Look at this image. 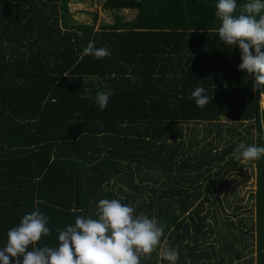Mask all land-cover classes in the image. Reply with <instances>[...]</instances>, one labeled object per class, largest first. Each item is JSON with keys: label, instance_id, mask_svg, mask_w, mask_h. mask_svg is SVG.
<instances>
[{"label": "trees", "instance_id": "trees-1", "mask_svg": "<svg viewBox=\"0 0 264 264\" xmlns=\"http://www.w3.org/2000/svg\"><path fill=\"white\" fill-rule=\"evenodd\" d=\"M217 2L105 0V9L135 15L96 25L76 22L68 0H0V247L37 208L51 232L38 246H51L58 229L77 216L98 218L99 201L117 199L166 225L161 245L141 264H168L164 242L177 249V264H238V251L223 257L203 249L221 235L200 207L219 200L224 175L241 161L232 155L240 143L217 149L210 139L211 147L197 149L204 140L195 126L186 139L190 122L220 137L225 118L251 122L249 143L264 145V87L253 90L238 69V46L220 41ZM244 2L237 0V12ZM90 40L110 56L82 55ZM105 85L114 94L100 110L95 96ZM197 86L212 97L204 108L189 98ZM251 162L256 264H264V156ZM226 220L227 231L236 227Z\"/></svg>", "mask_w": 264, "mask_h": 264}, {"label": "clouds", "instance_id": "clouds-1", "mask_svg": "<svg viewBox=\"0 0 264 264\" xmlns=\"http://www.w3.org/2000/svg\"><path fill=\"white\" fill-rule=\"evenodd\" d=\"M215 16L221 21L217 34L226 46L240 49L238 69L246 71L254 81L253 90L264 87V0H246L239 7L237 0H218ZM82 55L99 60L110 56L107 46L97 48L90 40ZM113 90L104 86L95 96L100 110L107 107ZM198 107L204 108L210 98L202 86L190 94ZM237 160L253 161L264 156V145L240 143L232 153ZM44 203V201H37ZM117 199H101L96 206V217L77 216L72 225L58 231L55 245H39L50 236L49 217L39 208L23 215L19 224L7 232V241L0 247V264H141L162 243L166 225L156 217L149 218ZM31 250H29V247ZM163 260L177 264V249L164 242Z\"/></svg>", "mask_w": 264, "mask_h": 264}, {"label": "rangeland", "instance_id": "rangeland-1", "mask_svg": "<svg viewBox=\"0 0 264 264\" xmlns=\"http://www.w3.org/2000/svg\"><path fill=\"white\" fill-rule=\"evenodd\" d=\"M104 1L68 0V12L76 22L90 23L96 21V25L103 22H113L115 14H121L124 18H132L135 15L136 10H107L103 7ZM94 16H97L96 20H94ZM259 99L260 106L264 107V95H259ZM200 123L198 126L192 124V122L188 123V129L186 131V139L188 136L192 137L194 134L190 128L195 126V131L197 129V138H203L205 141V143L201 141L197 149L203 148L204 146L205 148L211 147L207 142L210 139L214 140L212 145L215 148L221 149L233 142L251 145L249 141L255 137L253 136L255 129L250 126L251 122L239 123L222 118L220 126L222 134L220 137H217V135H213V137L206 135L203 129L205 123ZM222 181L223 185L219 191V200L216 203L204 200L203 206L200 207V213L208 214L206 221L215 226L219 236L221 235L219 240H215L216 233L210 236L204 243L203 249H206L210 253L214 250L223 257L231 255V252L233 255L234 251H238L240 253V260H235L238 264H256V245L254 241L256 237V167L254 162L241 160L239 165L224 175ZM215 208L217 209L215 214L218 215L216 224L214 212H212ZM226 219H230L236 227L232 229L228 223L231 229L227 231ZM231 231H234L238 236L237 239L234 240L232 238ZM224 246H226L225 250L223 248ZM161 248L162 246L159 248L158 255L161 253ZM211 260L212 262L214 261L213 256Z\"/></svg>", "mask_w": 264, "mask_h": 264}, {"label": "crops", "instance_id": "crops-1", "mask_svg": "<svg viewBox=\"0 0 264 264\" xmlns=\"http://www.w3.org/2000/svg\"><path fill=\"white\" fill-rule=\"evenodd\" d=\"M263 94H264V93H263ZM263 94H262V95H263Z\"/></svg>", "mask_w": 264, "mask_h": 264}]
</instances>
